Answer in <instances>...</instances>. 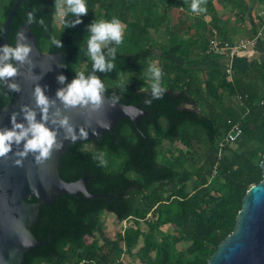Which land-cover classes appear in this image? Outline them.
I'll return each instance as SVG.
<instances>
[{"label":"trees","instance_id":"16d2710c","mask_svg":"<svg viewBox=\"0 0 264 264\" xmlns=\"http://www.w3.org/2000/svg\"><path fill=\"white\" fill-rule=\"evenodd\" d=\"M16 1L9 0L4 20L0 23L2 31ZM87 3L89 12L84 15L83 23L74 27H65L62 23L57 27L55 0H24L13 19L8 43H15L18 30L27 22L28 11L36 9L37 21L32 22V30L38 37L39 47L51 53H63V63L69 65L63 69L71 79L74 75L72 68H78V57L86 40V25L98 13H104L107 19L117 16L123 20L130 19L137 12L143 13L142 21L130 24V39L133 40L147 36L151 28H157L165 21V16L154 15L152 0H87ZM41 16L45 20L44 25L38 22ZM213 29L222 38H229L227 31L220 33L222 25L219 18L212 19L210 37ZM52 35L62 38L65 47L51 44ZM177 44L180 45L178 54L182 57L191 51L189 46H193H186L182 38L173 39L166 52ZM116 48V67L111 72L99 73L106 85L105 95L111 98L116 94L120 97L119 102L126 104L141 103L142 108L148 111V115L141 119L142 131H138L133 120L123 118L114 132L108 131L101 138L80 140L70 145L61 158V176L67 181H74L87 174L91 177V192L104 193L105 196L88 199L84 194H61L51 205L43 204L32 231L41 241L49 239V242L29 250L23 264H36L37 261L69 264L72 260L77 264H110L111 253L104 250L107 243H101L96 234L104 212L115 214L120 221L135 217L137 221L144 219L147 222V230L139 226L130 228L124 239L132 248L143 238L140 250L151 258L153 264H208L220 243L235 229L247 191L264 178L261 167L264 156V91L259 83L264 85V61L254 64L247 72H239L233 80L227 78L225 70L224 73L218 67L210 70L206 80L210 92L216 94L219 89H225L244 96V109L228 108L225 119L220 122L217 115L202 111L201 99L192 93L194 72L181 63L173 66L178 74L170 79L168 87L164 86L163 97L153 99L151 104L145 103L146 98H150V86L146 87L142 79L127 83L126 89L108 85V80H118L122 73L141 68L143 62L153 57L151 48L136 52H121L118 45ZM86 70H91V60ZM215 78L218 79L217 87ZM15 96L16 92L0 84L1 106L12 103ZM228 119L240 121L244 132L237 142L226 149L221 159L209 162V172L215 165L218 167L217 174L222 179L218 191L224 187L223 194L219 195L207 186V175L203 171L205 164L195 174L194 192L180 186L165 195V188L174 184L182 172L179 163L159 162L158 147L162 138L181 141L193 148L196 134L204 133L210 143L217 146L229 129ZM248 139L259 141V157H256V150L245 149ZM86 144L92 148L86 147ZM236 144L244 150L233 154ZM97 151L115 156L124 154L126 157L118 171H110L106 164L101 165L94 159ZM137 195H142L146 209L135 206ZM28 201L36 202L38 198L31 196ZM149 210H153L154 220H147ZM165 224H171L177 230L176 235L162 233L160 228ZM181 241L190 242L185 251L181 250L183 254L177 250Z\"/></svg>","mask_w":264,"mask_h":264},{"label":"rangeland","instance_id":"374dc122","mask_svg":"<svg viewBox=\"0 0 264 264\" xmlns=\"http://www.w3.org/2000/svg\"><path fill=\"white\" fill-rule=\"evenodd\" d=\"M152 1L154 2V15L156 17L165 16V21L159 27L151 28L147 36L133 40L130 39V24L136 20L142 21L144 19V14L137 12V15L131 16L128 20L120 19L124 25V39L122 43L118 45V49L121 52H136L143 48H151L153 51L152 59L143 62L141 68L122 73L118 80H108L107 84L119 86L120 81H124L127 84L142 79L146 87H149L151 77L147 75L146 70L149 63L155 62L163 68L164 74L162 83L164 86L168 87L170 79L178 74L173 66L176 63H181L194 72L192 77L194 82L192 93L201 99V109L203 112L217 115L218 120L223 122L228 108L232 107L240 111L244 109L243 103L238 99V94H232L229 90L225 89H219L216 94L210 92L206 84V80L210 76V70L213 67H218L224 73L225 66H214L210 63H204L203 61L211 56L208 54L207 50L212 28V19L219 18V23L222 25V31L220 33L222 34L223 31H227L229 34L228 39L230 40L252 38L256 36L257 30L261 27V21L264 19L261 15L264 13V0H200L201 6L206 8V11L203 12L198 10L193 11L191 9L192 0ZM8 3L9 0H0V23L4 20V13ZM98 18H104V13H98L93 19ZM61 24L62 22L56 14L55 25L59 27ZM181 38L186 41V46H189V44L193 45L189 46L191 49L189 53L183 55V57L180 56V45L178 44L171 47L166 52V48L170 45L171 40H179ZM257 42L256 46L258 45ZM85 48L86 40L82 52L78 57L77 69H87L90 58L85 55ZM174 48H176L177 51H174ZM169 65H171V67H169ZM239 72L247 71L235 68L233 76H238ZM214 80V84L217 87L218 79L215 78ZM259 83L263 86L264 91V85L262 82ZM197 138L199 139L197 140ZM246 143L245 149H254L258 152L260 144L258 140L248 139ZM86 147L92 148L89 144H86ZM216 147L217 146L210 143L204 133L196 134L193 148L185 146L181 141L173 142L167 138H162L161 144L158 147L159 162L172 165L179 163V169L182 172V175L174 184L165 188L164 194L169 195L175 188H179L180 186H184L189 191H193L196 185L195 174L205 164L203 171L207 175V186L213 191H216L219 195L223 194L224 187H222L221 191H218L219 184L222 185L220 175L213 171L209 172V162H213L217 155ZM243 150L244 148L241 147L240 144H236L233 154L240 153ZM103 152L106 154L107 169L110 171H118L126 156L124 154L118 156L109 155L106 151ZM256 157H259V152ZM130 175L136 176L134 174ZM153 188H155V186L151 189ZM135 206L141 209L147 208L142 195H137ZM154 218L153 210H149L147 213V220H154ZM138 226L144 230L148 229L147 222L144 219L137 221L135 217H131L125 221H120L113 213H102L101 222L97 227L96 234L101 243H107L104 250H108L111 253L112 260L110 264H117L118 262H125L127 264H153L151 258L140 250L141 246L144 244L143 238H140L137 244L132 248L127 246L125 242L124 235L126 231L130 228H137ZM160 231L169 235H176L177 233V230H175L171 224L161 226ZM189 245V241L179 242L177 249L178 253H180L181 250L185 251L186 247ZM151 256H155L153 252ZM185 257L188 258L189 255H185ZM36 264L48 263L37 261ZM69 264L77 263L75 260H72Z\"/></svg>","mask_w":264,"mask_h":264},{"label":"water","instance_id":"95a60500","mask_svg":"<svg viewBox=\"0 0 264 264\" xmlns=\"http://www.w3.org/2000/svg\"><path fill=\"white\" fill-rule=\"evenodd\" d=\"M23 1L17 0L10 10L0 43H8L13 19ZM22 29L31 39L32 62L20 65L14 79L21 88L12 103L0 107V125H10L11 113L18 110L22 103L34 104L32 91L36 82L45 85L47 94L55 97L57 88L61 86L57 74L66 73L59 66L63 62V53L40 49L32 23L26 22L18 32ZM39 75L43 76L37 81ZM57 106H61L59 101ZM65 111L75 125L90 126L86 138L89 140L101 138L108 131L114 132L123 118L133 120L138 131H142L141 119L148 115L141 103L119 102L113 106L111 98L105 94L103 105L98 109L76 107ZM17 118L23 119V116ZM102 122H110V126L101 127ZM60 139L63 140L62 130ZM72 143L63 140L62 148L54 149L50 156L39 161L31 153L23 158L22 163L16 162L13 153L0 156V264H23L29 250L49 242V239L41 241L32 231L43 204L51 205L61 194H84L88 199L105 196L104 193L91 192V177L87 174L74 181H67L61 176V158ZM261 167L264 173V156ZM31 196L37 197L38 201H28ZM208 264H264V178L247 191L235 229L220 243Z\"/></svg>","mask_w":264,"mask_h":264},{"label":"clouds","instance_id":"9594fccd","mask_svg":"<svg viewBox=\"0 0 264 264\" xmlns=\"http://www.w3.org/2000/svg\"><path fill=\"white\" fill-rule=\"evenodd\" d=\"M55 6L56 14L65 27L83 23L84 15L89 12L87 0H55ZM191 9L206 11L200 0H192ZM36 11H28V23L37 21ZM38 22L45 24L42 16ZM86 28L84 53L91 60V70L72 68L74 75L71 79L66 73H58L61 86L57 88L55 97L47 94L45 85L36 82L32 91L34 104L22 103L18 110L11 113L10 125H0V156L13 153L16 162L22 163L23 158L31 153L39 161L50 156L54 149L62 148L63 140L74 142L88 137L90 126L75 125L65 109L80 107L95 110L103 105L106 85L99 73L111 72L116 67V45L124 39V25L119 17L113 16L111 19H92ZM50 41L58 48L65 47L63 39L55 35L50 36ZM32 48L31 39L23 29L17 32L15 43H0V84H6L13 92L20 91L21 85L14 77L18 75L20 65L32 62ZM59 66L69 67L63 62ZM146 71L151 81L150 98H146L145 103L151 104L153 99L163 97L166 91L162 83L164 73L155 62L149 63ZM42 76L39 75L37 81ZM119 86L122 89L127 87L124 81H120ZM111 100L115 106L120 97L113 94ZM58 101L61 106H57ZM21 115L23 119H18ZM100 126L108 127L110 122H102ZM61 130L63 140L60 139ZM94 159L101 165L107 164L103 151L94 153Z\"/></svg>","mask_w":264,"mask_h":264},{"label":"built area","instance_id":"2783aa9c","mask_svg":"<svg viewBox=\"0 0 264 264\" xmlns=\"http://www.w3.org/2000/svg\"><path fill=\"white\" fill-rule=\"evenodd\" d=\"M264 18V13L261 14ZM264 33V19L261 21V27L257 30L256 36L248 39L230 40L222 38L219 33L214 30L213 36L208 41V54L226 61L225 72L229 80H233L234 59L242 52L253 49L258 41V38ZM238 99L243 103L244 96L238 95ZM229 129L218 141L216 147V160L221 159L226 152V149L237 142L243 135V127L240 121L228 119ZM214 173H218L217 165L214 166Z\"/></svg>","mask_w":264,"mask_h":264},{"label":"crops","instance_id":"0c3cea01","mask_svg":"<svg viewBox=\"0 0 264 264\" xmlns=\"http://www.w3.org/2000/svg\"><path fill=\"white\" fill-rule=\"evenodd\" d=\"M214 30L216 29H213V34H214ZM257 43L258 45L257 46L255 45L253 49L242 52L237 58L234 59V65L237 69H240L242 71H248L254 64L264 61V35L258 38ZM174 51H177L176 48H174ZM203 62L210 63L211 65L214 66L218 65L219 67L225 66L226 68V61L224 59L215 56L213 57L210 56L208 57L207 60L205 59Z\"/></svg>","mask_w":264,"mask_h":264},{"label":"flooded vegetation","instance_id":"af4514ba","mask_svg":"<svg viewBox=\"0 0 264 264\" xmlns=\"http://www.w3.org/2000/svg\"><path fill=\"white\" fill-rule=\"evenodd\" d=\"M6 85V84H5ZM10 96H11V92H10ZM5 105H7V104H5ZM5 105H2V106H5ZM1 105H0V107H2Z\"/></svg>","mask_w":264,"mask_h":264}]
</instances>
